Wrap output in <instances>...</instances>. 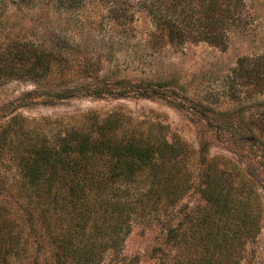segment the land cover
<instances>
[{"label": "rangeland", "instance_id": "1", "mask_svg": "<svg viewBox=\"0 0 264 264\" xmlns=\"http://www.w3.org/2000/svg\"><path fill=\"white\" fill-rule=\"evenodd\" d=\"M175 1L0 0V52L15 43H33L70 60L44 84L17 78L0 81L3 233H8V224L24 236L30 232V225L22 222L29 219L24 211L30 202L25 190L29 186L13 162L21 142L29 136L51 141L67 129L89 130L110 116H122L123 122L131 119L142 128L163 126L170 138L180 139L196 187L202 159L213 162L219 171L229 170L235 211L209 219L204 215L205 201L193 188L159 214L132 217L130 231L121 232L112 248H102L100 264H127L136 257L140 264H159L160 255L168 264H188L190 258L197 260L207 253H214L216 264H264V136L255 126L246 130L251 120H264V93L239 89L237 96L229 94L238 59L264 54V0H244L239 6L241 15L234 21L225 51L205 42L175 46L166 38L154 49V15L171 11ZM91 63L99 64L98 71L93 70L97 78L86 70ZM123 80L138 85L141 80L165 81L164 93L170 98L142 97L133 87L136 91L128 97L99 98L81 92L49 103L53 92L88 86L119 89ZM202 110L231 114L243 131L230 128L220 135L197 114ZM228 183L221 184L224 193ZM175 228L188 242L169 239L170 229ZM192 236L204 238L203 243L192 247ZM34 251L29 260L14 259L11 264H56L50 245L34 244Z\"/></svg>", "mask_w": 264, "mask_h": 264}, {"label": "trees", "instance_id": "2", "mask_svg": "<svg viewBox=\"0 0 264 264\" xmlns=\"http://www.w3.org/2000/svg\"><path fill=\"white\" fill-rule=\"evenodd\" d=\"M243 4L244 0H176L171 11L154 15L157 33L153 34V48L166 38L175 46L205 42L225 51L234 21L241 15L237 10ZM57 55L33 43H15L0 52V81L17 78L44 84L56 68H66L70 63ZM98 65L91 63L86 68L91 78H97L93 70L98 71ZM233 73L229 85L232 97L239 89L264 93V54L239 58ZM121 83V88L112 90L100 86L60 90L48 97L49 103L81 92L99 98L110 94L128 97L136 91L133 87L142 97L170 98L164 93L168 86L165 81ZM197 114L222 136L230 128L243 131L229 113L202 110ZM249 125L264 136V120H251ZM252 127L246 130H254ZM13 160L29 186L25 190L30 202L24 208L29 219L25 217L22 222L30 225V232L24 236L15 225L8 224V233H3L0 227V264H11L14 259L27 261L36 253L34 244L42 247L44 243L51 246L56 264H100L103 251L115 246L121 232L130 231L132 217L159 214L193 188L205 201L204 215L209 219L235 211L229 170L219 171L213 162L202 159L196 187L188 169L189 154L180 139L170 138L163 126L142 128L131 119L123 122L122 116H110L89 130L67 129L51 141L29 136L15 148ZM223 183L229 184L225 193ZM184 235L177 228L168 233L170 240L183 244L188 242ZM203 239L192 236L190 244L195 247ZM163 256L159 264H168ZM138 260L136 257L127 264H140ZM214 261V253H207L197 260L190 258L188 264H216Z\"/></svg>", "mask_w": 264, "mask_h": 264}]
</instances>
